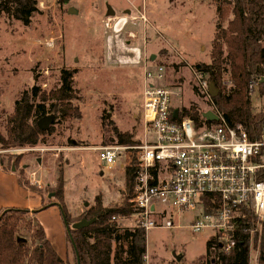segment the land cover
<instances>
[{"label":"rangeland","instance_id":"1","mask_svg":"<svg viewBox=\"0 0 264 264\" xmlns=\"http://www.w3.org/2000/svg\"><path fill=\"white\" fill-rule=\"evenodd\" d=\"M217 0H36L37 11L28 25L0 13V141L5 137L6 118L13 112L14 101L32 86L48 92L59 86L61 69L73 70L75 98L71 105L79 118L64 120L53 115L51 131L33 146L0 144V162L14 166L28 187L31 172H36L41 187L51 195L56 178L63 180L62 201L70 219L80 217L99 198L103 206L119 205L124 200V172L119 160L105 167L96 147L112 145V126L131 133L133 141L142 139L140 111L142 103V60L151 67L164 66L163 85L173 93L177 108L195 103L201 112L210 110L206 94L200 93L194 74L196 63H208L215 32ZM228 1V0H227ZM112 7L114 15L107 13ZM72 7L75 13H68ZM142 20L129 21L127 17ZM110 16L126 18L118 31L106 25ZM230 17V16H229ZM129 33L140 49L139 59L129 51ZM196 86L198 94L193 90ZM254 107L260 104L256 93L250 95ZM33 101L38 103L37 98ZM49 109L50 101L45 103ZM124 144V143H123ZM57 206L41 215L49 230ZM40 212L35 213L38 215ZM188 216L172 229L146 231L144 264H196L205 253L212 231L191 233ZM30 219L34 221L30 214ZM120 227L132 228L137 217H117ZM71 224V223H70ZM258 229L260 225L257 223ZM251 238L254 231L250 232ZM26 235V234H25ZM256 248L250 240L249 264L256 263ZM175 256H179L177 260ZM73 260L71 251L69 257Z\"/></svg>","mask_w":264,"mask_h":264},{"label":"trees","instance_id":"2","mask_svg":"<svg viewBox=\"0 0 264 264\" xmlns=\"http://www.w3.org/2000/svg\"><path fill=\"white\" fill-rule=\"evenodd\" d=\"M215 32L211 40L208 63H196L194 71L207 77L217 89L210 99V107L229 125L239 124L251 139L261 135L264 127V0H217L215 2ZM37 11L36 0H0V13L28 25ZM230 16V17H229ZM73 70L61 69L59 86L48 92L37 86L21 92L14 101L13 112L6 118L5 137L0 144L6 146H33L51 131L42 130L38 119L47 112L60 113L62 119H76L80 114L71 105ZM256 93L260 101L254 107L250 98ZM193 90L199 95L197 87ZM37 98L38 103L33 101ZM50 101L49 109L45 103ZM181 115L197 124H216L208 121L195 103L180 108ZM109 143H134L131 133L121 132L112 126ZM132 173L124 172L125 195L119 205L103 206L97 197L96 204L80 217L71 220L63 197V180L56 178L53 197L62 209L68 224L81 219L95 220L80 229H69L67 244L73 260L59 256L45 236L43 227L30 219L25 209L0 210V264H144L146 231L139 227H120L112 218L129 217L134 209L128 200L132 197ZM242 218L236 222L234 247L229 253L218 251L215 235L205 243V253L196 264H249L250 240L256 248V263L264 264V221L257 220L249 210L242 209ZM254 231L251 238L250 231ZM26 234V235H25ZM70 234V235H69ZM72 240V241H71ZM173 264V263H169Z\"/></svg>","mask_w":264,"mask_h":264},{"label":"built area","instance_id":"3","mask_svg":"<svg viewBox=\"0 0 264 264\" xmlns=\"http://www.w3.org/2000/svg\"><path fill=\"white\" fill-rule=\"evenodd\" d=\"M127 19L147 21L142 13ZM127 19L110 16L106 25L118 32ZM129 37V51L139 59L140 49L132 42L135 35ZM142 62V139L96 147L98 158L105 167L119 160L123 172L131 171L133 193L128 202L134 209L130 216L137 217L135 226L145 231L172 229L190 213V232L212 231L218 251L227 254L234 247L242 209L251 211L258 224L264 221V127L258 138L251 139L239 124H227L213 108L218 123H195L172 104L174 93L162 84L164 66ZM194 74L198 79L204 76ZM207 83L202 80L198 89L210 101ZM249 90L252 93V87ZM36 175L31 172L29 181L41 187Z\"/></svg>","mask_w":264,"mask_h":264},{"label":"crops","instance_id":"4","mask_svg":"<svg viewBox=\"0 0 264 264\" xmlns=\"http://www.w3.org/2000/svg\"><path fill=\"white\" fill-rule=\"evenodd\" d=\"M112 8V7H111ZM108 9V8H107ZM108 11V10H107ZM50 195L34 187L26 186L21 180V174L14 166L6 167L0 162V210L25 209L31 214L34 221L38 222L44 230L45 236L62 258L69 257V247L60 205L56 200L50 199ZM57 206L53 214L52 224L54 230H49L46 222L42 219L46 208ZM40 212L38 215L35 213Z\"/></svg>","mask_w":264,"mask_h":264},{"label":"water","instance_id":"5","mask_svg":"<svg viewBox=\"0 0 264 264\" xmlns=\"http://www.w3.org/2000/svg\"><path fill=\"white\" fill-rule=\"evenodd\" d=\"M67 11H68V13H75L76 12V10L72 7H69ZM107 13L110 15H113L114 11L112 10L111 7L108 6ZM207 90H208V94L210 97H213L217 94V89L213 85L212 81H208ZM176 113H177V110L174 109L173 110V116L174 117H176ZM202 116L208 121H216L217 120L216 114L214 112H212L211 110L204 111L202 113ZM53 118L54 117L52 114H47V115H44L43 117H41L40 119H38L37 123H38L39 128L42 130H47L48 127L52 124ZM61 212H62V209H61ZM62 218H63V222H64L65 228H66L68 233H69L70 228L71 229H80V228H83V227L90 225L95 220L94 218L89 219V220L88 219H81L79 221L68 224L67 221L65 220L64 216H63V212H62ZM175 258L177 260L180 259L179 256H175ZM77 264H78V257H77Z\"/></svg>","mask_w":264,"mask_h":264}]
</instances>
